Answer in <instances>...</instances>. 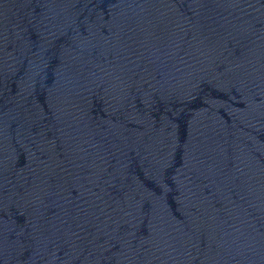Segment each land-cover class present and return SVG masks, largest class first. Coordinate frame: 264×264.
Listing matches in <instances>:
<instances>
[{
    "label": "water",
    "instance_id": "95a60500",
    "mask_svg": "<svg viewBox=\"0 0 264 264\" xmlns=\"http://www.w3.org/2000/svg\"><path fill=\"white\" fill-rule=\"evenodd\" d=\"M0 264H264V0H0Z\"/></svg>",
    "mask_w": 264,
    "mask_h": 264
}]
</instances>
